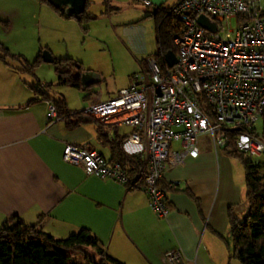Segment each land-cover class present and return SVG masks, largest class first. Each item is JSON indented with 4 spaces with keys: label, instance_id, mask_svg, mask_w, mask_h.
Listing matches in <instances>:
<instances>
[{
    "label": "crops",
    "instance_id": "crops-1",
    "mask_svg": "<svg viewBox=\"0 0 264 264\" xmlns=\"http://www.w3.org/2000/svg\"><path fill=\"white\" fill-rule=\"evenodd\" d=\"M110 1L138 12L135 20L114 22L117 27L132 28L150 18L153 30V9H170L178 0H146L148 7L137 0H108L106 14L110 9H119L111 7ZM132 1L145 9L131 7ZM123 34L128 38L126 31ZM148 57L150 54H145L141 46L133 45L127 84L105 89L104 97L99 91L92 93L93 98L86 95L83 100L105 101L128 88ZM18 73L0 63V224L13 217L25 225H34L39 217V229L55 240L85 229L106 255L122 264H164L163 255L172 250L179 251L183 264L215 263L203 238L208 232L209 245L212 242L221 247L219 240L227 228L228 208L237 219L245 214V210L232 212L244 190L239 178L233 182L232 174L223 175L221 169L229 162L223 157L217 159L219 150L213 152L207 138L199 139L195 159L163 175L161 185L171 181L179 185L175 192L164 194L168 215L158 218L149 209L141 189L86 176L80 167L61 161L65 145L86 147L109 161L108 144L130 129L101 128L100 136L95 123H79L73 129H66L63 121L46 123L47 103L25 106L32 95L29 91L25 94L28 85ZM109 89L113 91L108 93ZM65 107L69 110L66 104ZM183 189H188L196 202L178 192Z\"/></svg>",
    "mask_w": 264,
    "mask_h": 264
},
{
    "label": "built area",
    "instance_id": "built-area-1",
    "mask_svg": "<svg viewBox=\"0 0 264 264\" xmlns=\"http://www.w3.org/2000/svg\"><path fill=\"white\" fill-rule=\"evenodd\" d=\"M170 14L179 25L172 39L175 64L162 69L148 57L128 88L89 101L78 112L100 128L130 129L119 149L140 163L136 176L86 147L65 145L61 151L62 162L86 176L141 189L158 218L168 215L159 187L163 175L195 159L201 137L213 152L223 150L231 136L236 152L264 157V144L253 135V125L264 120V0H178ZM198 16L213 22L215 31L198 26ZM37 87L46 90L43 83ZM58 121L56 107L47 103L45 122ZM178 185L171 181L167 187ZM163 262L183 264L178 250L166 252Z\"/></svg>",
    "mask_w": 264,
    "mask_h": 264
},
{
    "label": "rangeland",
    "instance_id": "rangeland-1",
    "mask_svg": "<svg viewBox=\"0 0 264 264\" xmlns=\"http://www.w3.org/2000/svg\"><path fill=\"white\" fill-rule=\"evenodd\" d=\"M110 2L111 7L119 8L118 12L110 9V12L106 14V5L103 4V0H90L85 12L93 15L95 20L86 22L82 26V28H86L84 33L74 20H65L56 16L49 7L39 6L36 0H0V44L10 54L21 55L28 63L32 62L39 54L41 58L43 53H48L52 59L70 58L79 62L84 72L96 74L101 79L98 86L83 91L59 86L56 83L52 64L41 61L31 74L18 73L25 84L29 86L36 81L46 84L48 86L45 90L46 94L52 99L63 98L67 108L77 112L88 105V102L83 100L86 95L93 98L94 94L92 93L100 91L99 93L104 97L105 89H116L127 84L132 68L129 56L133 45L141 46L145 54H150V56L155 52L153 30L151 29L153 21L149 18L147 22L143 20L132 28L117 27L114 22L119 20L123 23L129 22L126 20H135V15L138 12L124 7L125 5L119 7L112 1ZM131 7L145 9L135 1H132ZM125 31L128 33V38L123 34ZM24 91L28 95L26 85ZM110 91L113 90L109 89L108 93ZM263 128L264 120L262 119L253 125L257 138L264 144ZM123 130L126 128L119 129V131ZM212 157H214L213 154ZM216 157L217 159L223 157L229 162L228 165L222 167L221 172L224 176L232 174L233 182L239 178L245 191L242 169L238 162L229 158L223 150H219ZM245 159L253 164H259L261 166L259 173L264 175V157L247 156ZM235 169L237 173H235ZM245 209L243 193L239 203L232 207V212L238 214ZM243 219L244 214L241 213L239 221ZM208 237L209 234L206 232L203 244L208 246L209 253L214 257V264H238V260L232 256L233 246L230 242L228 228L222 234V240H219L222 243L219 248L212 245V242L209 245ZM89 259L96 260V256L91 250H89ZM72 261L83 264L84 258L82 256L74 257Z\"/></svg>",
    "mask_w": 264,
    "mask_h": 264
},
{
    "label": "trees",
    "instance_id": "trees-1",
    "mask_svg": "<svg viewBox=\"0 0 264 264\" xmlns=\"http://www.w3.org/2000/svg\"><path fill=\"white\" fill-rule=\"evenodd\" d=\"M39 6L49 7L56 16L71 20L63 15V11H55L49 6L46 0H36ZM90 0H85L83 13L78 20H74L79 28L85 33L86 28L82 26L89 21L95 20V17L85 12ZM107 6L108 0H103ZM154 43L155 52L151 55L159 66L164 69V55L171 52L176 54L172 39L179 32V25L170 14V9L154 8ZM4 25V24H3ZM53 72L56 83L59 86H67L76 90L80 89V75L84 72L81 64L70 58L52 59ZM0 63L7 67L25 74H31L39 63H41L40 54L28 63L21 55H12L0 44ZM38 81L27 86L32 98L28 100L25 106H30L37 102L52 103L56 107L59 121H63L66 129H73L79 123H94L91 120L83 121V117L78 112H70L66 109L61 98L52 99L46 91L38 89ZM46 89L48 86L44 84ZM83 99H86L84 97ZM204 111L205 107L201 105ZM115 129V128H114ZM97 134L101 136V128L97 126ZM254 136H257L253 132ZM126 135H121L108 144L110 152L109 163H118L127 172L129 177L136 176V169L139 162L131 156H127L119 149V143ZM264 139V128L262 132ZM233 137L230 136L229 144L223 149L225 154L236 160L243 171L244 179V200L245 214L244 219L239 221L231 213V207L228 208L226 222L229 231L230 242L233 246V257L238 260V264H264V175L259 173L261 166L247 161L243 153L236 152L232 147ZM160 189L166 192H175L174 187H167V184H159ZM196 202L195 197L183 189L178 191ZM38 221L34 225H25L16 218H9L0 224V264H80L72 261L74 257L82 256L83 264H122L119 261L109 257L99 247L95 237L87 230L80 229L70 234L64 239L55 240L51 236L43 233ZM89 250L94 252L96 260L89 259Z\"/></svg>",
    "mask_w": 264,
    "mask_h": 264
},
{
    "label": "water",
    "instance_id": "water-1",
    "mask_svg": "<svg viewBox=\"0 0 264 264\" xmlns=\"http://www.w3.org/2000/svg\"><path fill=\"white\" fill-rule=\"evenodd\" d=\"M47 4L52 7L55 11H63V15L71 20H78L79 16L84 11L85 0H46ZM196 23L202 29L214 32L215 27L213 22L205 18L204 16H198ZM43 63H52V58L48 53H43L41 56ZM164 63L166 67L170 68L175 64V55L171 52L164 55ZM99 82V77L96 74L89 72H82L80 75V89L85 90L90 86Z\"/></svg>",
    "mask_w": 264,
    "mask_h": 264
}]
</instances>
